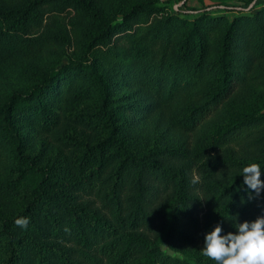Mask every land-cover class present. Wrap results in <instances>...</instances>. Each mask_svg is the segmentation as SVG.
Returning <instances> with one entry per match:
<instances>
[{
    "label": "trees",
    "instance_id": "16d2710c",
    "mask_svg": "<svg viewBox=\"0 0 264 264\" xmlns=\"http://www.w3.org/2000/svg\"><path fill=\"white\" fill-rule=\"evenodd\" d=\"M217 7L235 13L132 0L116 17L98 0H0V58L55 47L34 32L49 11L75 10L81 32L79 58L0 100V264H216L193 244L264 216V192L249 199L242 176L258 163L264 181V0ZM117 76L142 103L115 97ZM154 111L168 118L149 133L135 114ZM67 123L90 134L56 137L59 150L39 139ZM241 144L249 156L232 151Z\"/></svg>",
    "mask_w": 264,
    "mask_h": 264
},
{
    "label": "rangeland",
    "instance_id": "374dc122",
    "mask_svg": "<svg viewBox=\"0 0 264 264\" xmlns=\"http://www.w3.org/2000/svg\"><path fill=\"white\" fill-rule=\"evenodd\" d=\"M241 0H188L186 5L183 6L184 0H159V4L163 6V11L176 12L179 8L185 13L187 8H196L198 10L208 6L207 9L211 10L214 14L227 13L229 17L234 15L232 11H218V7L225 8V5L240 2ZM132 2V0H98V6L106 11L109 15L120 17V11L126 8V5ZM252 3V2H251ZM250 3V4H251ZM254 2L252 3V6ZM251 6V7H252ZM180 13L184 16V13ZM79 15L75 10L69 8L58 15L54 12L49 11L44 15V20L40 28L36 29L35 35H48L52 37L55 42V47L46 49L42 53L35 54H14L9 57L0 58V100L4 95L12 90L24 88L33 82V78L37 72L42 70H50L57 68L68 61V57L73 59L79 58L81 55V45L79 44L80 33L75 32L73 23H78ZM113 93L122 102H135L140 104L143 102V96L140 92L136 91L134 87L130 86L128 82L121 76L113 77ZM89 102V101H87ZM86 103H81L78 107L81 110H87ZM136 122L139 123L140 127L151 133L154 130H161L163 127L162 122L168 118L162 113L154 111L151 114L144 116L143 114L136 113ZM142 115V116H140ZM138 120V121H137ZM157 120H161L159 123ZM161 123V124H160ZM62 133V134H61ZM90 132L85 131L82 127H77L73 123H67L56 132L46 137L45 135H39V139L43 142L46 147H53L57 150L62 148V141L59 136L66 134L77 135L78 137L87 136ZM95 137V134H94ZM37 140V137H36ZM232 151L237 152L241 156H249L251 150L241 145L232 147ZM6 166L0 155V176L5 177ZM193 177L201 184V175L193 170ZM201 187H198L196 193L203 202V191ZM204 206V204H203ZM204 214V207L199 209L198 218L202 222V216ZM198 234V232H197ZM199 250H202L200 242L197 241L193 244Z\"/></svg>",
    "mask_w": 264,
    "mask_h": 264
},
{
    "label": "clouds",
    "instance_id": "9594fccd",
    "mask_svg": "<svg viewBox=\"0 0 264 264\" xmlns=\"http://www.w3.org/2000/svg\"><path fill=\"white\" fill-rule=\"evenodd\" d=\"M261 166L250 163L242 170L243 184L256 196L264 192V181L261 180ZM30 221L26 217L15 220L16 226L27 229ZM236 233L222 235L223 228L217 225L205 236L201 254L215 261L216 264H264V216L253 222L245 221L235 225Z\"/></svg>",
    "mask_w": 264,
    "mask_h": 264
},
{
    "label": "water",
    "instance_id": "95a60500",
    "mask_svg": "<svg viewBox=\"0 0 264 264\" xmlns=\"http://www.w3.org/2000/svg\"><path fill=\"white\" fill-rule=\"evenodd\" d=\"M253 3V2H252ZM252 3L246 8V10L250 9L252 6Z\"/></svg>",
    "mask_w": 264,
    "mask_h": 264
}]
</instances>
